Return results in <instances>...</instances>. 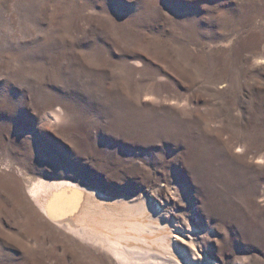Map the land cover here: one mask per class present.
Returning <instances> with one entry per match:
<instances>
[{"label":"rangeland","instance_id":"obj_1","mask_svg":"<svg viewBox=\"0 0 264 264\" xmlns=\"http://www.w3.org/2000/svg\"><path fill=\"white\" fill-rule=\"evenodd\" d=\"M156 263L264 264V0H0V264Z\"/></svg>","mask_w":264,"mask_h":264},{"label":"bare ground","instance_id":"obj_2","mask_svg":"<svg viewBox=\"0 0 264 264\" xmlns=\"http://www.w3.org/2000/svg\"><path fill=\"white\" fill-rule=\"evenodd\" d=\"M44 189L46 190L44 191ZM68 189L69 188L66 186H51L42 184L41 186L39 185L37 189L35 187V189L32 190V195L35 202L48 217L57 219L58 217L64 216L68 211H70L71 216L75 214L70 209L72 208L74 210L75 207H73V205L74 203L76 204V197L66 196ZM72 199H74L73 202L71 201ZM86 218L85 224L83 223L85 227L79 230L75 229L76 232L82 237L83 234L92 235L93 238H89L92 242L95 240H100L101 244L106 246L115 256V258H121L124 260V262H126L127 254L125 253V245H129L127 244L129 242H126L125 240L127 239L129 241V239L140 235L139 229L141 226H137V223L133 220V218L130 217V215L117 214L111 211H105L103 213H96L92 215L88 213ZM67 227L74 230L71 221L69 224H67ZM135 240L136 239H134V241ZM164 240L165 245H170L172 242L168 241V238L165 236ZM101 244L100 246H102Z\"/></svg>","mask_w":264,"mask_h":264}]
</instances>
